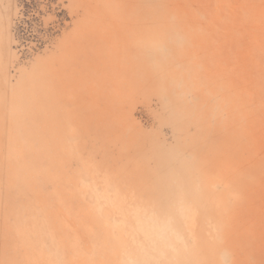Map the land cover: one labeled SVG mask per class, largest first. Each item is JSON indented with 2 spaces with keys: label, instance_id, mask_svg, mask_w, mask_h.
I'll use <instances>...</instances> for the list:
<instances>
[{
  "label": "rangeland",
  "instance_id": "1",
  "mask_svg": "<svg viewBox=\"0 0 264 264\" xmlns=\"http://www.w3.org/2000/svg\"><path fill=\"white\" fill-rule=\"evenodd\" d=\"M0 264H264V0H0Z\"/></svg>",
  "mask_w": 264,
  "mask_h": 264
}]
</instances>
